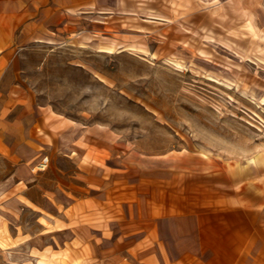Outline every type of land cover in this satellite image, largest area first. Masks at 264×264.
<instances>
[{
    "label": "rangeland",
    "instance_id": "1",
    "mask_svg": "<svg viewBox=\"0 0 264 264\" xmlns=\"http://www.w3.org/2000/svg\"><path fill=\"white\" fill-rule=\"evenodd\" d=\"M170 1H161L160 21L120 16L103 2L66 14L24 46L18 83L52 129L73 126L90 138L84 144L118 159L138 158L147 169L148 157L195 152L256 165L264 189L263 0L257 11L250 0ZM9 165L0 158V178ZM0 227V264L62 261L48 237L29 239L42 230L37 223Z\"/></svg>",
    "mask_w": 264,
    "mask_h": 264
},
{
    "label": "crops",
    "instance_id": "2",
    "mask_svg": "<svg viewBox=\"0 0 264 264\" xmlns=\"http://www.w3.org/2000/svg\"><path fill=\"white\" fill-rule=\"evenodd\" d=\"M161 1L0 0V158L10 159L0 178V226L37 223L42 230L29 239L48 237L58 264H264L256 165L182 151L148 157L146 169L143 160L84 144L90 138L73 126L52 129L49 113L18 83L24 46L66 14L103 2L120 16L160 21ZM25 213L40 218L27 222ZM25 244L28 254L33 247Z\"/></svg>",
    "mask_w": 264,
    "mask_h": 264
}]
</instances>
